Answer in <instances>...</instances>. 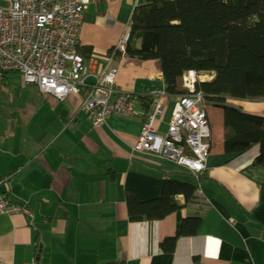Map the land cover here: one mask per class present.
Masks as SVG:
<instances>
[{
	"label": "crops",
	"instance_id": "crops-1",
	"mask_svg": "<svg viewBox=\"0 0 264 264\" xmlns=\"http://www.w3.org/2000/svg\"><path fill=\"white\" fill-rule=\"evenodd\" d=\"M142 2L86 6L78 45L91 49L96 73ZM112 65L118 67L114 86L135 97L136 110L145 111L139 97L164 92L159 62L122 56ZM20 82L22 105L0 119V197L28 213H0V264H264V169L252 166L259 148L225 154L222 109L207 106L212 149L204 172L194 175L171 160L132 151L141 118L113 115L92 127L79 110L80 96L59 100ZM174 102L165 99L159 131ZM233 103L264 115V101ZM166 177L194 184V198L178 194L180 207L159 220L130 216L126 193L142 202L157 199ZM189 217L202 219L198 231L178 236L174 251L163 253L160 242L177 235Z\"/></svg>",
	"mask_w": 264,
	"mask_h": 264
},
{
	"label": "trees",
	"instance_id": "trees-1",
	"mask_svg": "<svg viewBox=\"0 0 264 264\" xmlns=\"http://www.w3.org/2000/svg\"><path fill=\"white\" fill-rule=\"evenodd\" d=\"M77 51L85 59L91 54L79 45ZM121 54L115 50L114 56ZM122 55L159 62L167 97L186 92L181 78L188 71L212 75L198 81L195 90L207 106L222 109L225 154L236 157L258 146L252 166L264 169V115L233 103L264 101V0H143L132 11ZM138 99L147 110L151 97ZM195 192L194 184L166 177L157 199L142 202L127 192L128 214L159 220L180 207L175 196L188 201ZM201 222L200 217L184 219L177 235L160 242V250L172 253L178 236L194 235Z\"/></svg>",
	"mask_w": 264,
	"mask_h": 264
},
{
	"label": "built area",
	"instance_id": "built-area-1",
	"mask_svg": "<svg viewBox=\"0 0 264 264\" xmlns=\"http://www.w3.org/2000/svg\"><path fill=\"white\" fill-rule=\"evenodd\" d=\"M99 0H0V80L2 73H17L25 85L63 100L80 96L79 110L92 127L101 126L113 115L141 118V129L132 151L156 155L175 162L191 174H201L212 149V128L203 95L196 92L199 81L210 74L186 72L175 97L165 131L157 123L165 111V92H157L145 111L134 107L135 97L114 86L118 67L115 50L123 54V40L108 53L96 73L97 59L83 58L77 51L86 6ZM121 54V57L123 56ZM91 79V81H89ZM28 213L22 205L0 197V213ZM232 224L233 219H228ZM28 264H38L36 260Z\"/></svg>",
	"mask_w": 264,
	"mask_h": 264
},
{
	"label": "rangeland",
	"instance_id": "rangeland-1",
	"mask_svg": "<svg viewBox=\"0 0 264 264\" xmlns=\"http://www.w3.org/2000/svg\"><path fill=\"white\" fill-rule=\"evenodd\" d=\"M4 81L0 82V119L5 120L15 111L13 106L22 105V97L26 92L21 89V76L17 73L4 74ZM20 96V98H19Z\"/></svg>",
	"mask_w": 264,
	"mask_h": 264
}]
</instances>
